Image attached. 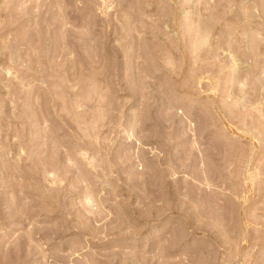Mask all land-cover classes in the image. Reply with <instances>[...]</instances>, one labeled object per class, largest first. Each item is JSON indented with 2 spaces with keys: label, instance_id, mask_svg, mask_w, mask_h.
<instances>
[{
  "label": "rangeland",
  "instance_id": "1",
  "mask_svg": "<svg viewBox=\"0 0 264 264\" xmlns=\"http://www.w3.org/2000/svg\"><path fill=\"white\" fill-rule=\"evenodd\" d=\"M0 264H264V0H0Z\"/></svg>",
  "mask_w": 264,
  "mask_h": 264
}]
</instances>
